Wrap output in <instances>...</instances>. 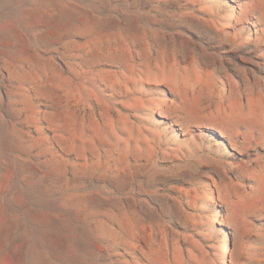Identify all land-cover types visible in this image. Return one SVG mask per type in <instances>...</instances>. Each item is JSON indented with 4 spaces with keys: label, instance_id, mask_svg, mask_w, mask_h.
<instances>
[{
    "label": "rangeland",
    "instance_id": "obj_1",
    "mask_svg": "<svg viewBox=\"0 0 264 264\" xmlns=\"http://www.w3.org/2000/svg\"><path fill=\"white\" fill-rule=\"evenodd\" d=\"M0 264H264V0H0Z\"/></svg>",
    "mask_w": 264,
    "mask_h": 264
}]
</instances>
